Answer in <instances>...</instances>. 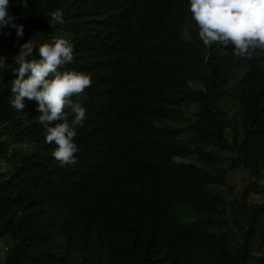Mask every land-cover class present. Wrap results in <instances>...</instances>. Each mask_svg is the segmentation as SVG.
Segmentation results:
<instances>
[{"label":"trees","instance_id":"16d2710c","mask_svg":"<svg viewBox=\"0 0 264 264\" xmlns=\"http://www.w3.org/2000/svg\"><path fill=\"white\" fill-rule=\"evenodd\" d=\"M57 8L63 24L48 16ZM9 9L24 37L6 28L0 54L60 29L74 56L61 70L92 83L71 97L86 119L75 163L61 167L37 102L13 108L14 74L0 72V264H264V54L205 46L188 0ZM91 104L110 122L95 123Z\"/></svg>","mask_w":264,"mask_h":264},{"label":"clouds","instance_id":"9594fccd","mask_svg":"<svg viewBox=\"0 0 264 264\" xmlns=\"http://www.w3.org/2000/svg\"><path fill=\"white\" fill-rule=\"evenodd\" d=\"M9 4L10 0H0V35L11 34L6 28L14 29L19 41L24 37V25L16 22ZM188 11L205 46H231L233 54L241 57L264 54V0H188ZM63 15L60 8L48 13L53 22L61 24ZM73 58V44L63 36L38 46L28 38L19 44L11 60L8 54H0V72L14 74L10 86L12 107L22 110L24 98L37 102L36 119L45 129V142L56 145L51 155L61 167L75 163L74 154L79 148L74 137L86 119V109L79 102L73 103L71 97L83 93L92 83L91 73L61 70ZM91 106L93 111L88 113L95 123L110 122L108 106Z\"/></svg>","mask_w":264,"mask_h":264},{"label":"rangeland","instance_id":"374dc122","mask_svg":"<svg viewBox=\"0 0 264 264\" xmlns=\"http://www.w3.org/2000/svg\"><path fill=\"white\" fill-rule=\"evenodd\" d=\"M63 35L64 34H63L62 31H60V29H56L54 31L53 37H59V36H63ZM33 51H34V54H36V55L38 54L36 52V49H34ZM19 119H20V117L16 118V120L13 123V126H12L13 128L14 127L15 128L18 127ZM219 163L221 164V165L219 164L220 167L224 164V163H221V162H219ZM2 168H4V165H0V169H2ZM230 176H231L230 178H231L233 184L236 186V189L241 188L243 186V184L246 182V178H245L246 175H245L244 172H241V171L232 172ZM5 229H6L5 225L0 223V234H2L5 231Z\"/></svg>","mask_w":264,"mask_h":264}]
</instances>
